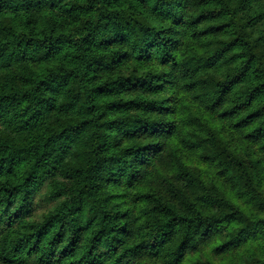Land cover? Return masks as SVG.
<instances>
[{"label": "trees", "instance_id": "trees-1", "mask_svg": "<svg viewBox=\"0 0 264 264\" xmlns=\"http://www.w3.org/2000/svg\"><path fill=\"white\" fill-rule=\"evenodd\" d=\"M0 264H264V0H0Z\"/></svg>", "mask_w": 264, "mask_h": 264}]
</instances>
